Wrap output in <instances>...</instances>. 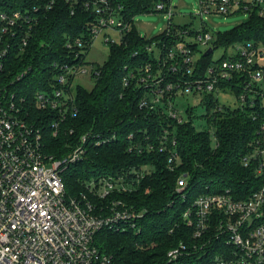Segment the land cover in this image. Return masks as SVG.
I'll return each mask as SVG.
<instances>
[{
	"label": "trees",
	"instance_id": "16d2710c",
	"mask_svg": "<svg viewBox=\"0 0 264 264\" xmlns=\"http://www.w3.org/2000/svg\"><path fill=\"white\" fill-rule=\"evenodd\" d=\"M96 1L0 0V12L21 11L32 16L33 20L23 28L32 33L28 44L20 48L22 32H19L13 48L3 59L0 84L16 98H23L32 118L44 124L42 132L47 151L57 158L66 156L71 150L67 144L76 145L84 133L93 130L100 134L97 141L101 142L91 143L86 157L62 173L67 197L88 193V181L114 176L130 168L151 167V173L147 174L137 191L117 195L138 210L147 211L140 222L142 232L104 227L96 234L95 245L101 254L111 255L114 264H170L166 257L168 250L183 239L187 242L193 239V229L185 225L183 213L193 207L198 197L225 193L229 189L235 200H243L264 184V174L257 175L255 164H243V158L255 147L252 143L262 135L264 105L258 94L247 89L246 77L237 73L233 79L219 85L220 90L235 97L234 103L222 102L223 109L214 113L213 109L219 103L216 92L202 98L200 105L206 106L202 118L208 127L194 124L195 108L190 106L187 114L191 120L183 124L169 116L165 99L163 104L154 107L141 106V99L149 98L147 93L154 86V79L164 62L165 79L161 81V87L176 77L170 71L172 59L168 53L181 38L179 33L188 30L190 37L194 32L188 26L168 21L167 28L159 35L148 37L140 33L135 17L158 13L156 5H169L171 0H109L117 8L119 16L131 24V29L124 33L121 42L110 44L108 58L103 64L92 63L99 71L93 87L77 86L75 107L78 114L65 119L58 135L53 136L50 121L57 116L53 113L44 116L35 95L40 90L59 87L57 76L67 65L73 67L84 62L86 54L76 58V50L69 49L67 43L76 37H90L91 28L98 18ZM246 12L250 13L248 21L229 31L213 34L208 45L213 47L211 54L205 55L206 51H201L198 44L189 46L196 55L195 76H203L211 65L221 63L226 57V49L234 44L264 42V16L257 9ZM1 27L0 23V34ZM10 34L4 39H10ZM154 44L159 48L160 58L154 51H149ZM220 47H224L225 53L215 59L213 53ZM85 49L88 51L90 45ZM148 65L150 71L146 70ZM131 74L135 77L130 78ZM143 77L149 81L143 82ZM71 129H74L73 133H70ZM166 131L169 138L175 137L183 159L175 171L167 167V152L150 149L147 145V141L158 142ZM130 135L133 140L129 139ZM146 138L148 140L144 141ZM139 144L143 147H136ZM131 146L136 149L129 151ZM184 172L189 174L185 196L175 190L177 180ZM172 228L174 230L170 232ZM201 245L197 253L182 257L181 264H207L222 244L213 239L202 249ZM206 249L209 250V258L199 259Z\"/></svg>",
	"mask_w": 264,
	"mask_h": 264
},
{
	"label": "built area",
	"instance_id": "2783aa9c",
	"mask_svg": "<svg viewBox=\"0 0 264 264\" xmlns=\"http://www.w3.org/2000/svg\"><path fill=\"white\" fill-rule=\"evenodd\" d=\"M95 7L98 18L91 28L90 37H76L67 43L69 49L76 50V58L82 53L86 54L84 62L73 67L67 65L64 72L57 76L59 87L40 90L35 95L37 106L44 111V116L52 113L57 116L50 121L53 136L58 135L65 119L78 114L75 92L78 85H83L80 79L90 75L95 81L99 74L95 65L87 60L95 39L102 34L107 43H119L124 33L131 29V24L119 16L117 8L109 0H97ZM239 9H257L264 16V0H201V8L196 16L203 24L192 35L196 39L194 44L208 47L212 40L213 34L205 23L206 18L212 14H230ZM155 10L165 14L168 21H173L175 11L171 3H158ZM31 22L32 16L21 11L0 12V70L19 32H22L20 48L28 44L32 33L23 28ZM18 24L21 27L14 28ZM112 30L119 33V40L110 34ZM9 32L10 39L5 40ZM179 34L181 38L168 53L172 59L170 71L176 77L167 82L164 88L161 87V81L165 79L164 62L154 79V86L147 93L149 98L143 97L141 106L154 107L163 104L165 99L169 116L180 124L187 123L191 117L185 120L179 116L177 98L193 95L199 97L201 103L206 94L216 92L219 103L213 112L221 111L220 93L230 92L220 90L219 85L230 81L237 73L246 77L247 89L258 94L264 105V42L234 44L229 47L234 49L231 55L227 53L229 48L226 49V57L221 63L211 65L203 76H195L196 55L189 47L193 43L186 42L190 31ZM89 45L90 49L86 51ZM209 48L213 47L205 51ZM158 49L155 44L149 47L156 57L160 55ZM146 70L150 71L151 67L148 65ZM134 77V74L130 75V78ZM141 80L149 81L147 77ZM24 102L23 98H16L0 84V264H114L111 255L101 254L96 247L95 236L104 227L142 232L140 222L147 211L138 210L117 195L137 191L147 174L151 173V167L130 168L114 176L88 181V193L67 197L62 173L71 164L86 157L91 143L101 142L97 141L100 134L93 130L84 133L76 145L67 144L71 150L66 156L57 158L47 151L42 132L44 124L32 118ZM73 132L74 129H71L70 133ZM261 132L262 135L252 143L254 149L243 158L244 166L256 165L257 175L264 174V122ZM167 135L168 131L160 136L158 142L147 141V145L150 149L167 152V167L175 171L183 159L175 137L169 138ZM132 138L130 135L129 139ZM136 147L131 146L129 151ZM188 179L187 172L181 174L176 192L185 196ZM183 221L193 229V239L190 242L183 239L171 247L166 255L168 263L181 264V258L197 253L200 244L202 249L217 239L222 245L207 264H264V184L243 200H235L229 189L225 193L201 195L193 207L183 213ZM208 251L204 250L199 259L209 258Z\"/></svg>",
	"mask_w": 264,
	"mask_h": 264
},
{
	"label": "rangeland",
	"instance_id": "374dc122",
	"mask_svg": "<svg viewBox=\"0 0 264 264\" xmlns=\"http://www.w3.org/2000/svg\"><path fill=\"white\" fill-rule=\"evenodd\" d=\"M171 6L175 11L173 18L174 24L180 26H188L192 32H198L202 27V20L196 16L201 8V0H171ZM250 13L246 11H236L230 14L215 15L212 14L206 18L205 23L209 28L211 34H215L219 31L226 32L236 26L248 21ZM135 25L142 35L148 37H154L161 34L168 26V20L163 13H152V14H140L135 17ZM113 38L119 40V33L116 31H109ZM195 38L190 36L187 37V43H194ZM208 47H201V51H205ZM110 44L104 39L101 34L99 38H96L91 51L87 55V60L90 63L103 64L108 58ZM234 52L233 48H229L227 53L231 55ZM225 53L224 47L215 49L213 56L215 59H219ZM264 64V62L262 63ZM89 68V65H87ZM80 82L87 88L91 89L94 85V80L91 79L90 75L83 76ZM220 101L227 103H234L235 97L231 94L220 93ZM177 108L179 110V116L183 119H189L187 114L188 107L195 108L194 110V124L198 127H208L206 120L202 118L206 113V106L200 105L199 97L193 95H186L185 97H178L176 101Z\"/></svg>",
	"mask_w": 264,
	"mask_h": 264
},
{
	"label": "water",
	"instance_id": "95a60500",
	"mask_svg": "<svg viewBox=\"0 0 264 264\" xmlns=\"http://www.w3.org/2000/svg\"><path fill=\"white\" fill-rule=\"evenodd\" d=\"M212 52H213V48H209V49L206 51L205 55H209V54H211Z\"/></svg>",
	"mask_w": 264,
	"mask_h": 264
}]
</instances>
